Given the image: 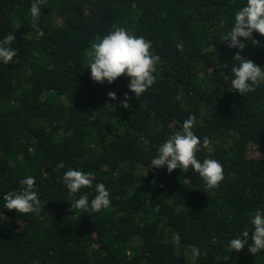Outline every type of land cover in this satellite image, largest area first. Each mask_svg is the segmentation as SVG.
Here are the masks:
<instances>
[{"label":"trees","instance_id":"trees-1","mask_svg":"<svg viewBox=\"0 0 264 264\" xmlns=\"http://www.w3.org/2000/svg\"><path fill=\"white\" fill-rule=\"evenodd\" d=\"M32 2L0 0V41L13 34L18 50L0 61V264H264V250H229L245 230L252 244L251 221L264 215V83L246 96L232 91L239 50L221 39L246 0H43L35 24ZM116 27L150 41L160 58L155 84L138 98L130 78L90 76L92 44ZM245 43L240 54L264 68V47ZM190 115L194 134L210 141L197 159L224 170L207 192L191 169L151 166ZM69 169L95 176L75 199L90 202L103 183L111 206L71 209ZM29 176L42 211H9L4 195Z\"/></svg>","mask_w":264,"mask_h":264},{"label":"clouds","instance_id":"clouds-1","mask_svg":"<svg viewBox=\"0 0 264 264\" xmlns=\"http://www.w3.org/2000/svg\"><path fill=\"white\" fill-rule=\"evenodd\" d=\"M43 0H33L30 5V17L35 24L40 20ZM264 36V0H246V6L235 14L234 26L222 37V41L229 49H238L234 54V61H238L231 68L234 78L231 80L232 91L243 96L254 92L256 87L264 83V68L256 65L251 59L243 57L240 53L245 49L246 43L251 42L253 46H261L260 41L253 39V33ZM16 40L13 34L7 35L0 41V61L7 64L18 54V50L11 47ZM152 44L143 37L129 34L123 27H116L99 42H94L88 55L91 58L90 76L99 84H112L121 76L130 78L128 89L138 98L144 94L156 82L153 72L155 65L159 62V56H154L150 49ZM182 50V45L180 46ZM221 69L227 64L219 65ZM110 100H116L115 91L107 93ZM130 97L124 94L120 107L125 110L130 108L128 100ZM196 123L195 116H189L183 121L182 131H177L171 138L164 142L158 149V155L151 160L152 168L161 169L166 167L168 173L175 169L184 172L191 169L199 174L206 182L205 192L217 189L224 180V170L221 163L215 159L205 158L203 162L197 159V153L208 149L210 141L207 137L201 143L200 138L194 134L193 127ZM63 163L57 164V168H63ZM63 184L73 194L74 202L71 209H80L83 213L100 212L111 206L110 193L103 183L95 185V195L89 202L87 194H82L75 199V194L82 189H92L95 176L93 173H85L81 170H67L63 175ZM22 188L16 192H8L3 199L5 208L9 211L15 210L21 214L38 215L42 208L40 206L39 194L35 190L36 181L29 176L20 181ZM70 209V210H71ZM254 226L252 233V244L249 245V232L245 230L243 238L232 239L229 250L239 253L248 246V252L256 255L264 250V215L257 212L251 221ZM178 243L179 235L174 237ZM194 255H201L199 249L193 246Z\"/></svg>","mask_w":264,"mask_h":264},{"label":"rangeland","instance_id":"rangeland-1","mask_svg":"<svg viewBox=\"0 0 264 264\" xmlns=\"http://www.w3.org/2000/svg\"><path fill=\"white\" fill-rule=\"evenodd\" d=\"M140 170V168H138Z\"/></svg>","mask_w":264,"mask_h":264}]
</instances>
